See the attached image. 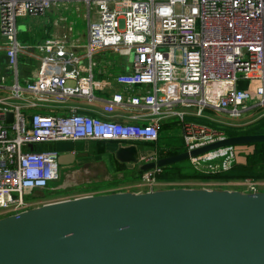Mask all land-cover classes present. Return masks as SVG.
Returning <instances> with one entry per match:
<instances>
[{
	"label": "built area",
	"instance_id": "built-area-1",
	"mask_svg": "<svg viewBox=\"0 0 264 264\" xmlns=\"http://www.w3.org/2000/svg\"><path fill=\"white\" fill-rule=\"evenodd\" d=\"M65 2L85 8L86 44H68L65 36L35 44L40 55L35 77L22 89L12 84L10 97L21 99L22 92L90 97L96 84L89 75L92 57L105 48L131 55L130 71L116 75L114 81L126 88H148L127 102L148 108L149 117L145 124H135L102 119L75 108L66 116L25 114L21 105L0 98V211L6 216L31 209L25 196L46 189L49 181L58 178L56 151L35 150L34 145L81 140L155 142L161 116L175 115L188 152L225 136L182 121L183 113L173 109L176 105L195 108V116H203L207 108L234 119L254 96V104L264 106V0H0V33L9 70L15 73L16 52L21 49L16 40L17 19L41 16ZM82 58L85 65L80 64ZM65 63L70 70H65ZM69 80L74 81L72 86L65 84ZM239 81L257 85L248 91L237 87ZM121 100L116 94L110 102ZM7 112L12 114L10 123L4 121ZM234 158L233 147L224 146L188 160L196 170L215 171L228 168ZM155 160V155H149L136 158V163ZM160 170L154 166L139 173L140 192L155 190ZM236 185L241 193L260 192L252 179Z\"/></svg>",
	"mask_w": 264,
	"mask_h": 264
},
{
	"label": "water",
	"instance_id": "water-1",
	"mask_svg": "<svg viewBox=\"0 0 264 264\" xmlns=\"http://www.w3.org/2000/svg\"><path fill=\"white\" fill-rule=\"evenodd\" d=\"M259 142L264 133L224 137L145 164L130 145L114 158L145 171ZM0 264H264V192L170 188L47 203L0 219Z\"/></svg>",
	"mask_w": 264,
	"mask_h": 264
},
{
	"label": "crops",
	"instance_id": "crops-1",
	"mask_svg": "<svg viewBox=\"0 0 264 264\" xmlns=\"http://www.w3.org/2000/svg\"><path fill=\"white\" fill-rule=\"evenodd\" d=\"M38 17H40V19H44L50 27L47 26V28H49L42 31V34L40 35L30 33V36L24 38L21 37L20 40H17L16 38L17 42L21 46V49L16 52L15 73L7 68V59L4 53V39L0 33V98L8 100L6 101L8 104L21 105V109L25 114H31L35 112L42 114H52L56 116H66L70 113V108H75V110L80 113L94 115L102 119H107L119 123L145 124L147 122V119L149 117L148 108L142 105H129L127 99L145 94L148 88L142 85L126 88L114 81L116 75L127 73L130 71V56H125L105 48H99L98 50H96L95 55L92 57V61L94 62V64L93 66H91L89 75L91 77V80H93L96 84L91 88L90 97H83L77 94L71 96L55 97L46 94H32L23 92L21 95V99L16 100L10 97L12 84L16 83L22 89L25 83L32 81L35 77V72L38 70V67L40 65V55L39 52L35 49V44H37L44 38H59L61 36H65L68 44L78 46L83 45L79 44L77 40L72 39L69 26L61 27L62 25L61 23H59L61 18L58 16V18L56 19V6L48 8V10H46L41 16ZM26 18L30 19L34 17L26 16L24 18H20V21L25 20ZM76 51L78 52V48L76 49ZM80 64L85 65L84 58H82ZM76 66L80 65L77 64ZM65 84L68 86H72V84H74V81L69 80L66 81ZM256 85V82L239 81L237 87L252 91ZM94 89L97 93L93 92ZM93 94H95V96ZM116 94L122 96L121 102L111 103V96ZM254 100L255 96L252 102L247 103V109L242 113L259 108V106L254 104ZM30 103H32V105H30ZM173 109L176 112L183 113L181 118L184 122H188L186 118L187 116H195V108L193 107L186 108L178 104ZM262 115H264V111L254 116L259 117ZM247 116V121H251L256 118L254 116ZM195 117H204V115ZM178 126H180L181 128V122L178 116L175 117L174 115H162L158 125V138L155 142H148V146H144V143L147 142L141 141H102V145H100L94 140H81L73 142L59 141L54 143H43L32 146V149H52L56 151L58 155L57 162L60 172L68 171L70 169H77L80 171L84 168H87L88 170H94L96 174L102 172V174L108 177L109 183L106 184V187H104L100 191H93L86 195L107 194L114 192H132L133 190L131 189H129V191L125 189L126 191H124L117 190L119 188L116 187H111V184L114 183L111 181L112 177L116 179H118L119 177L120 180L118 183H122L123 186H130V184L134 183L135 181L124 182L123 179L125 177L132 176V172L137 173L138 176L141 172L137 169L136 165H133L132 168H129L124 163L116 160L114 158L115 150L118 147L133 145L136 148L135 157L138 159L143 156L149 155L158 156L161 154L166 156L168 151H172L170 152L171 154L182 152L180 150H168L164 147L163 144L157 143L160 139H162L163 136H168L174 133L175 129L178 131ZM152 143L154 144L151 145ZM99 146L102 147V151H98L99 148H101ZM235 158L236 161L240 163L244 160L243 157ZM167 178H170L169 174H165L164 172H162V170H160V173L156 174L155 177V190L184 188L183 186H181V184H179L184 180H177L176 178H171L172 180H169ZM113 189H115V191H112Z\"/></svg>",
	"mask_w": 264,
	"mask_h": 264
},
{
	"label": "rangeland",
	"instance_id": "rangeland-1",
	"mask_svg": "<svg viewBox=\"0 0 264 264\" xmlns=\"http://www.w3.org/2000/svg\"><path fill=\"white\" fill-rule=\"evenodd\" d=\"M85 15V8L80 3L75 2H65L56 5V19L58 16L61 18L60 22L61 27L70 28V34L72 39L77 40L79 44H86V19ZM49 26L44 19L37 18H26L25 20L20 21L17 19L16 21V38L20 40L21 37H28L30 33L33 34H42V31L48 29ZM53 29V28H51ZM77 43V42H75ZM131 57V55H130ZM94 93H97L95 89L93 90ZM95 96V94H93ZM264 107H259L254 110H249L245 113H242L238 118H231L226 113L223 112H216L211 109H204L203 114L208 119L216 121L218 123H224L228 125H242L247 123L248 116L258 115V113L263 112ZM175 116V115H174ZM177 117V116H175ZM257 118V116H254ZM245 118V119H244ZM174 130V133L168 136H163L157 143L163 144L165 148L168 150H185L184 141L181 135V128L178 126V131ZM180 133V134H179ZM105 142H112V141H105ZM147 143H144V146H148ZM152 143L151 145H153ZM234 156L238 158L244 157L247 152L251 151L250 145H233ZM146 148V147H145ZM176 164H181L182 168L188 166L190 169V162L188 159L180 161ZM264 168V167H263ZM77 169H70L68 171H59L58 166V178L55 181H49L48 187L46 189L37 190L25 196V200L27 203H30L29 208L39 207L45 203L51 202H58L62 200H70L72 198H76L80 195H86L93 191H100L106 184L109 183V179L106 175L102 174V172L95 173L94 170L84 168L82 170ZM118 179L113 178L111 179L112 183L111 187L119 188L117 190H124L129 189L133 190V193H138L143 189L138 187V180L139 176L137 173L132 172V176L125 177L123 180L124 182H134L130 184V186L125 185L123 186L122 183L119 182ZM259 185V191L264 192V178L253 180ZM239 181H229V182H217L213 180H207L204 182L200 181H193V180H186L180 182L181 186L184 188L189 189H198V190H207V191H233L242 189L238 187ZM136 185V186H135ZM112 191H115L113 189ZM135 191V192H134ZM7 214L0 211V219L6 217Z\"/></svg>",
	"mask_w": 264,
	"mask_h": 264
},
{
	"label": "trees",
	"instance_id": "trees-1",
	"mask_svg": "<svg viewBox=\"0 0 264 264\" xmlns=\"http://www.w3.org/2000/svg\"><path fill=\"white\" fill-rule=\"evenodd\" d=\"M186 118L190 123L204 126L210 130L221 133L225 137L264 133V115L259 116L242 125H228L224 123L222 124L206 117L187 116ZM96 143L102 145V141L96 140ZM249 145L251 147V151L247 152V154L244 155L243 162H237L236 158H234L229 167L224 170H196L191 166V164V169L188 166L182 168L181 164H173L163 167L161 168V170L165 174H169L170 178H167L169 180L176 178L177 180L184 181L193 180L204 182L207 180H213L217 182H231L241 181L246 178L252 180L262 179L264 178V142L253 143ZM98 151H102V147L99 148ZM170 152L172 151H168L166 155H171ZM158 156L164 155L160 154Z\"/></svg>",
	"mask_w": 264,
	"mask_h": 264
}]
</instances>
